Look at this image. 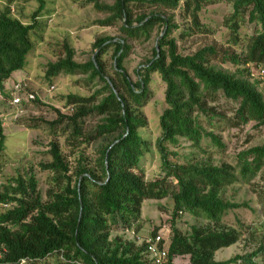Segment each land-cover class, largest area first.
I'll return each mask as SVG.
<instances>
[{
  "label": "trees",
  "instance_id": "obj_1",
  "mask_svg": "<svg viewBox=\"0 0 264 264\" xmlns=\"http://www.w3.org/2000/svg\"><path fill=\"white\" fill-rule=\"evenodd\" d=\"M37 1L30 20L24 21L13 14L17 0H0V92L13 72L27 65L29 53L46 40L51 11L47 0ZM89 1L108 13L98 23L121 22L122 37L98 36L93 56L84 62L75 59L73 45L64 39L53 47L57 60L47 64L46 76L51 79L60 73H84L90 80L101 81V87L90 96L69 93L65 105L70 112L58 111V116L49 121L53 135L64 137L71 146L102 139L95 166H80L73 177L63 148L54 140L50 148L52 161L43 166L66 181L60 193L44 200L34 175L8 179L0 189V202L12 204L0 212L5 263L15 264L22 258L32 263L59 254L67 264H154L145 243L136 248L133 241L113 237L112 232L119 228L131 230L141 220L145 200L171 196L170 259L189 255L190 264H264V239L250 251L215 259L217 250L237 243L245 234L255 237L259 231L264 233V222L254 228L219 225L230 210L248 205L225 198V188L240 182L251 184L258 176L264 180V143L239 152L235 164L169 158L179 154L176 148L182 145L181 138L209 153L203 144L205 138L219 149L225 147L215 128L241 127L251 121L264 125L260 80L249 78L251 64H264V0H232L233 12L225 24L230 42L242 53L208 44L190 54L179 51L177 40L212 31L202 23L201 12L205 3L215 0ZM177 9L190 18L188 29H180L174 13L164 12ZM246 21L255 23L256 28L251 35L243 36L241 28ZM176 30L178 36L174 35ZM155 32L153 54L145 65L135 69L134 80L126 66L133 48L131 41L146 42ZM110 49L114 75H108L102 58ZM215 61H231L238 68L230 72L219 68ZM155 72L166 83L167 107L159 118L161 173L148 179L141 159L151 151V142L140 131L148 125L141 107L152 98ZM221 105L224 109L219 108ZM91 114L101 119L94 129L86 130L85 120ZM5 140L0 108V154ZM183 212L203 217L208 223L192 224L183 231L177 226Z\"/></svg>",
  "mask_w": 264,
  "mask_h": 264
},
{
  "label": "rangeland",
  "instance_id": "obj_2",
  "mask_svg": "<svg viewBox=\"0 0 264 264\" xmlns=\"http://www.w3.org/2000/svg\"><path fill=\"white\" fill-rule=\"evenodd\" d=\"M99 1L114 3L116 0ZM47 2V8L51 13L48 16L46 40L29 53L27 65L23 69L14 71L6 81L4 90L0 92L1 118L6 135L5 148L0 154V186L2 188L10 177L34 175L44 200H48L53 196V193H60L66 184V181L64 182L58 173L43 166V164L52 161L51 142L56 140L60 143L65 159L70 165L69 173L73 177H75L80 166L87 168L95 166L98 156L97 149L102 142V139H99L85 143V145L71 146L64 137L53 135L49 121L58 116V111L67 113L71 110L65 105L66 96L69 93L90 96L101 87V81L98 78L90 80L88 75L84 73H60L51 79L47 78V64L57 60L53 47L64 39H68L76 51L75 59L84 62L93 56V43L98 36L122 37L120 21L113 25H102L97 22L107 17L108 13L98 10L94 2L89 0H47ZM37 7V0H17L13 4V14L24 21H28ZM164 12L167 15L174 13L180 29L189 28L190 18H185L179 9ZM232 12V0H215L205 3L201 12V21L212 31L194 33L184 38L179 37L177 40L179 51L190 54L204 45L216 44L223 49L229 48L230 51L242 53V49L230 42L229 29L225 24L226 17ZM255 28V23L246 21L241 28V33L243 36L251 35ZM178 34L179 30H176L174 35L178 36ZM156 37L157 32L152 39L146 42L131 41L133 48L126 58V66L134 80L137 78L135 69L145 65L146 59L152 56ZM102 58L108 75H114L112 49L104 53ZM213 63L230 72H235L238 68L231 61H215ZM20 80L29 82L36 99L15 105L12 103V88ZM260 82L259 89L264 93V83L260 84ZM53 85L54 87H52ZM151 90V100L147 105L141 107L142 113L148 120V125L140 129L142 135L151 142V151L141 159V166L148 179L156 178L161 173L162 161L157 148V140L161 136L159 118L167 107L165 102L166 83L156 72L152 74ZM219 108L224 109L223 105ZM100 119L101 116L99 115H89L85 120V129H94ZM215 132L220 135L225 144L223 149L212 145L210 138H205L203 144L205 149L209 151V153H205L193 147L190 141L181 138L182 145L176 148L179 154L170 155L169 158L172 161L180 162L187 158H193L198 161L208 160L215 164H235L239 152L264 143V125L257 126L254 121L241 127L215 128ZM170 149H174V147L170 146ZM223 196L232 201L246 202L248 205L230 210L224 216L223 222L219 224L220 227L243 225L246 228L249 225L254 228L259 227L264 222V180L260 176L256 177L251 184L240 182L228 186L225 188ZM173 209L174 202L171 196L163 199H147L143 204L141 220L131 230H122L121 228L113 230L112 236L119 235L124 241H133L136 248H139L145 243V239L151 234L153 227L155 230L163 228L167 234L171 235ZM4 210L6 209L0 203V212ZM207 223L208 221L203 217L193 216L189 212H183L177 218V226L183 231L188 230L192 224L203 225ZM262 239H264L262 231H259L255 237L245 234V237L237 243L217 250L215 259L224 260L237 252L250 251ZM174 263L190 264V256L177 255ZM28 264L67 263L61 255L55 254Z\"/></svg>",
  "mask_w": 264,
  "mask_h": 264
},
{
  "label": "built area",
  "instance_id": "obj_3",
  "mask_svg": "<svg viewBox=\"0 0 264 264\" xmlns=\"http://www.w3.org/2000/svg\"><path fill=\"white\" fill-rule=\"evenodd\" d=\"M249 77L253 81L259 79L260 84L264 83V65L262 63L253 64L250 66ZM31 85L27 80H20L13 85V99L12 103L15 105L22 104L23 102L33 101L36 99V95ZM54 87V85L52 86ZM1 189V186H0ZM1 205L8 209L12 206L11 203H2ZM155 231V234L152 232ZM171 235L167 234L163 228L155 230L153 227L151 234L146 237V251L148 252L149 257L152 259L154 264H170L174 263L175 256L170 259V244H171ZM6 255V248L3 244L0 243V264H6L4 261ZM31 260L29 258H22L15 264H28ZM77 264H81L80 262Z\"/></svg>",
  "mask_w": 264,
  "mask_h": 264
},
{
  "label": "water",
  "instance_id": "obj_4",
  "mask_svg": "<svg viewBox=\"0 0 264 264\" xmlns=\"http://www.w3.org/2000/svg\"><path fill=\"white\" fill-rule=\"evenodd\" d=\"M161 36H162V34L159 37H161ZM157 50L159 51V47H157Z\"/></svg>",
  "mask_w": 264,
  "mask_h": 264
}]
</instances>
